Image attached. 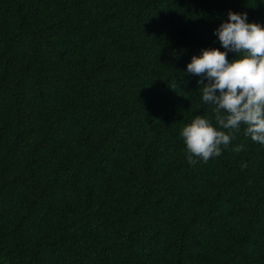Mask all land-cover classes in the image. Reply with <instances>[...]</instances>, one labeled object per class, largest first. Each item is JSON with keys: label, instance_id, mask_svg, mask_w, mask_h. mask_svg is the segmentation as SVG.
Segmentation results:
<instances>
[{"label": "trees", "instance_id": "1", "mask_svg": "<svg viewBox=\"0 0 264 264\" xmlns=\"http://www.w3.org/2000/svg\"><path fill=\"white\" fill-rule=\"evenodd\" d=\"M230 10L264 25V0H0V264H264V145L189 163L179 135L217 126L186 65Z\"/></svg>", "mask_w": 264, "mask_h": 264}, {"label": "clouds", "instance_id": "2", "mask_svg": "<svg viewBox=\"0 0 264 264\" xmlns=\"http://www.w3.org/2000/svg\"><path fill=\"white\" fill-rule=\"evenodd\" d=\"M221 51L216 47L200 50L187 63V72L198 77L202 100L213 105L211 119L194 116L180 129L189 163L207 162L219 156L244 126V134L264 145V25L248 22L246 13L228 12V19L215 30ZM235 53L228 59L227 52ZM243 145L233 149L239 153Z\"/></svg>", "mask_w": 264, "mask_h": 264}]
</instances>
